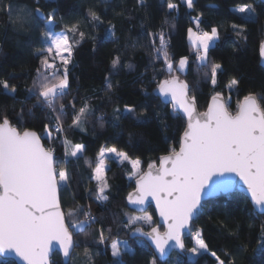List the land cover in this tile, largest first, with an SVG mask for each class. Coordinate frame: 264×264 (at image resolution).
Segmentation results:
<instances>
[{"label":"trees","instance_id":"trees-1","mask_svg":"<svg viewBox=\"0 0 264 264\" xmlns=\"http://www.w3.org/2000/svg\"><path fill=\"white\" fill-rule=\"evenodd\" d=\"M8 2L0 0V81L7 80L17 87V91L11 94L0 87V116L7 115L14 126L22 125L21 130L28 128L43 133V125L48 122L46 117L52 115L54 120L55 114L43 105L34 108L36 96H30L28 89L32 87L37 77L36 70L40 67L37 50L44 45L39 42V34L47 21L17 19L22 15L20 9L34 11L37 6L34 0H11L14 10L10 20L2 10ZM40 2L45 13L53 8L57 10L55 31L78 21L80 30L85 33L84 40L74 47L69 65L71 87L56 105L57 108L61 103L67 106V115L62 118L65 131L60 140L52 144L42 140L45 147H54L59 168H66L71 173L70 185L59 189L62 208L66 213L70 209H82L76 212L71 222L83 220V213L89 211L97 221L74 234L78 246L73 249L72 259L67 264H114L108 248L116 238L129 243H143V247H133L134 255H123L125 264H150L152 258L156 257L152 249L144 240L129 237L133 226L128 225V217L137 214L125 202L127 194L133 189L132 180L128 179L131 171L129 165L122 163L115 166L110 163L106 177L111 186L107 192L109 199L101 204L96 201V182L90 180L95 158L90 155L65 158L61 141L67 137L73 144L83 143L93 155H97L101 147L115 145L128 153L131 159L139 158L143 170L149 163H156L160 155L167 154L173 148L178 149L185 128L184 119L154 93L156 85L172 75L189 85L190 95L196 96V107L200 112L205 110L210 97L216 94L228 102L231 113L236 111L240 100L250 94L260 98L258 103L264 106V68L259 65L258 53L264 34V3L259 0H195V8L190 10L182 0ZM169 2L176 3L178 9L169 10ZM243 4H252L259 16L256 23L247 24L246 34L238 36L231 24L244 23L245 20L233 8ZM90 9L101 16L102 23L98 26L91 21ZM197 17L199 28L195 23ZM37 24L39 28L35 27ZM172 24H175V28L170 27ZM189 27L194 31L218 28L219 39L209 50V64L206 67L198 65L195 47L188 38ZM109 29L114 31V37H109ZM161 30L166 32L170 43L168 51L174 61L178 62L180 57L188 58L185 72L174 70L170 74L163 57L154 59L152 38L148 33ZM75 39H80L78 33ZM156 46H159L158 37ZM116 57L120 58L121 63L113 70L111 62ZM212 63L222 65L215 85L211 83ZM128 64L133 67L128 68ZM206 72L207 76L204 75ZM106 77L113 84L111 91L106 88ZM234 77L240 79V84L230 90L228 85ZM85 101L94 112L84 124L86 131L69 130L72 103L79 110ZM126 105L134 106L136 115L125 114L117 120L114 110L119 108L123 111ZM29 110L31 116L28 115ZM21 111L24 113L22 121ZM100 116L104 118L103 127L97 119ZM85 160L89 161L91 167ZM145 213L152 216L154 223L151 226L157 225L153 209L149 207ZM135 227H142L143 230L151 228L142 222ZM101 228L108 237L104 245L98 243ZM197 230L208 246L206 251L192 261L188 260L186 251L175 252L164 262L157 259L156 264H218L216 257L224 264H264V214L256 213L243 194L233 192L204 202L201 214L194 220V231ZM190 245L188 238L185 240L186 249ZM85 249L91 259L85 255ZM213 252L216 257L212 255ZM53 261L64 264L58 253L52 255L50 264ZM0 264L16 263L12 259H2Z\"/></svg>","mask_w":264,"mask_h":264},{"label":"snow or ice","instance_id":"snow-or-ice-1","mask_svg":"<svg viewBox=\"0 0 264 264\" xmlns=\"http://www.w3.org/2000/svg\"><path fill=\"white\" fill-rule=\"evenodd\" d=\"M34 2L37 5L34 11L20 9L22 15L17 17L22 21L30 18L47 21L39 34V42L44 45L37 50L40 67L37 68V77L28 91L30 96H36L34 108L43 105L55 117L54 120L52 115L46 117L48 122L43 125V133H38L28 128L21 130L22 125L14 126L7 115L0 116V253L14 250L26 264H49V253L56 245L66 260L72 259V250L78 246L74 234L84 231L86 226L90 227L97 221L89 211L83 213V220L71 222L76 212L82 209H70L66 213L58 195L61 186L70 185L71 173L66 168H59L54 147H45L42 143V140H47L49 144L60 140L65 131L62 118L67 115V106L61 103L57 108L56 105L58 99L67 95L71 87L69 65L72 63L74 47L84 40L85 33L80 30L78 21L65 26L59 32L55 31L57 10L53 8L45 13L40 0ZM50 2L52 0H44V4ZM182 3L190 10L195 8V0H182ZM167 8L176 10L178 5L169 2ZM2 10L12 20L14 6L11 0ZM233 11L243 15L245 20L244 23L231 24L238 36L246 34L247 24L256 23L259 16L252 4L240 5ZM89 16L94 26L102 23L101 16L96 11L90 9ZM195 23L199 28V17ZM35 27L39 28L40 25ZM170 27L175 28V24ZM187 32L196 50L198 65L208 66L209 50L213 42L219 39L218 28L197 32L189 27ZM77 33L79 40L75 39ZM108 35L114 37L115 33L109 29ZM148 36L152 38L154 59L163 57L165 68L170 74L174 70L185 72L188 58L180 57L178 62L174 61L168 51L170 43L164 30L158 33L149 32ZM157 37L159 46H156ZM260 56L264 60V41L260 43ZM120 63L119 57L113 59L112 69L116 70ZM127 67L132 68L133 65L128 64ZM221 72V64H211L213 85L217 83V76ZM204 75L207 76L208 73ZM105 80L106 88L111 91V80L108 77ZM239 84L240 79L234 77L228 87L231 90ZM0 87L11 94L17 91V87L10 85L7 80L0 81ZM190 91L189 85L174 75L170 79L161 80L154 90L161 98L170 100L174 113L182 112L187 118L179 150L173 148L166 155H162L159 158V167L149 163L148 171L141 174L138 171L141 164L139 158L131 159L128 153L115 145L101 147L96 165L92 169L93 175L90 177V180L96 181V201L102 204L108 201L107 192L111 187L105 177L107 154H114L119 161H128L131 164L137 179L134 192L127 196L128 203L142 206L151 197L163 219L165 231L161 233L158 227L151 226L154 222L149 215L130 216L128 225L133 226V236L139 234L154 245L161 260L171 247L181 251L185 249L182 234L189 230L190 222L201 212L206 196L228 192L237 186L229 174L239 177L256 210L264 211V106L258 103L260 98L253 94L245 96L233 115L229 111L228 102H221L219 94H216L212 96L206 111L197 112L196 96L190 95ZM71 107L73 113L68 129L85 132L84 124L94 114L93 110L88 108L87 101L79 110H76L74 102ZM125 114L136 115V108L126 105L123 111L119 108L114 110L117 120ZM28 115H32L31 110ZM97 119L103 127V116ZM20 120H24L23 111ZM61 142L65 148V158H79L86 151L85 144H73L67 137ZM85 163L89 161L85 160ZM89 166L91 167L90 163ZM140 210L144 211L143 208ZM141 221L147 222L151 230L145 232L142 227H135ZM108 231L111 232L110 229ZM107 238L101 228L98 243L104 245ZM193 240L194 246L187 249L189 253L195 255L201 250H207L208 246L199 230ZM169 241H174V245H169ZM137 243L143 247L142 241ZM110 249L114 264H125L122 259L125 253L134 255V249L127 241L114 240ZM85 255L91 259L87 249ZM212 255L216 257L215 252ZM216 258L219 264H224L219 257ZM156 260L157 257H153L150 264H156Z\"/></svg>","mask_w":264,"mask_h":264},{"label":"water","instance_id":"water-1","mask_svg":"<svg viewBox=\"0 0 264 264\" xmlns=\"http://www.w3.org/2000/svg\"><path fill=\"white\" fill-rule=\"evenodd\" d=\"M259 1L261 2V0H259ZM263 3H264V2H263ZM262 41H264V34H263ZM262 41H261V42H262ZM261 42H260V43H261ZM258 53H259V65H260L261 67L264 68V60H262V59H261V56H260V44H259V48H258ZM176 77H177V76H176ZM177 78H178V77H177ZM178 80H179V78H178ZM155 95H156V97H157L162 103H164V104H169V105L172 107V109H173V105H172V103L170 102V100H165V99L161 98L159 95H157V94H155ZM211 98H212V96L210 97V99H209V101H208V104H207V107L205 108L204 111L207 110L208 105H209V103L211 102ZM243 98H244V97H243ZM243 98L240 100V102L243 100ZM219 99H220L221 102H225V99H224L223 97L219 96ZM240 102H239V103H240ZM196 110H197V112H200V111L197 109V107H196ZM204 111H202V112H204ZM236 111H237V110H236ZM236 111H235L234 113H232V114L234 115V114L236 113ZM179 115L184 119V121H185V128H186V126H187V118H186L185 116H183V113H182V112H179ZM185 128H184V130H185ZM184 130H183V132H184ZM183 132H182V134H181V136H180V142H181V137H182V135H183ZM42 143H43V142H42ZM179 147H180V143H179ZM179 147H178L177 150H179ZM164 155H166V154H164ZM161 156H162V155H160V156L158 157L157 162L154 163V164L156 165V167H159V158H160ZM147 171H148V166L144 169V171H143L141 174H143L144 172H147ZM229 175H230V176L232 177V179L236 182L237 186H236L235 188H233L231 191H228V192H218V193H216L215 195L206 196V197L204 198L203 203L206 202V201H208V200H210V199H216V198H219V197L226 196V195H228V194H230V193H233V192H238V193L243 194V195L249 200L250 204L252 205V207H253V209H254V211H255L256 213H258V214H264V211L256 210L255 205L251 202L250 194L247 192L246 187L243 185V182L239 180V177L236 176L235 174H229ZM136 179H137V177L134 178V179L132 180L133 189H132L130 192H134V190H135V187H136ZM130 192H129V193H130ZM129 193H128V194H129ZM128 194H127V196H128ZM58 195H59V191H58ZM127 196H126V198H125V202H126V205H127V207H128L129 209L133 210V211L136 212V213H142V212H145L149 207H151V208L153 209V211H154V213H155V216H156V219H157V225H155V227H158V229H159V231H160L161 233H163V232L165 231V228L163 227V219H162V217H160L159 212H158V210L156 209L155 201L152 200L151 197H148V198L146 199L145 204L141 206V205H133V204H129V203H128V200H127ZM141 208H143L144 211H141V210H140ZM201 211H202V210H201ZM200 214H201V212H199V213L193 218V220L190 222L189 230H186V231L182 234V239H183L184 243H185V240H186L188 237L191 236V234H192V232H193V229H194V220H195L197 217H199ZM160 227H161L162 229H160ZM150 230H151V228L148 229V230H144V231H145V232H148V231H150ZM129 237H130V238H140V239L144 240V241L148 244V246L152 249V251H153L154 255L157 257V259H158L159 261H161V262L166 261L167 258H168L172 253H175V252H176V253H182V252H184V251L186 250V246H185V249H184L183 251L179 250L178 248L171 247V248L168 249V251H167L165 257L163 258V260H161V259L159 258V256H158V253L155 252L154 245H152L151 242H150L149 240H147V238L142 237V236H140L139 234H136L135 236H133V235H132V231L130 232ZM53 243L55 244V242H53ZM169 245H174V241H169ZM72 251H73V250H72ZM54 253H58V254H59V256L61 257L62 262H63L64 264H67V263L69 262V260H66V259L63 257L62 253L59 251V246L56 245L55 248L49 253V264H50V259H51L52 255H53ZM0 258H1V259H12L16 264H26V262L23 261V260H21V258L15 253L14 250H8V251H6L5 253H0Z\"/></svg>","mask_w":264,"mask_h":264},{"label":"rangeland","instance_id":"rangeland-1","mask_svg":"<svg viewBox=\"0 0 264 264\" xmlns=\"http://www.w3.org/2000/svg\"><path fill=\"white\" fill-rule=\"evenodd\" d=\"M236 7H238V6H236ZM236 7H234L233 9H235ZM241 15V14H240ZM47 23V22H46ZM61 31V30H60ZM57 32H59V31H57ZM216 41V40H215ZM214 41V42H215ZM213 42V43H214ZM194 46V45H193ZM225 102H227V101H225ZM237 110V109H236ZM71 149H69V151H70ZM83 155H90V156H92V157H94L95 158V165H96V162H97V156H98V154L97 155H93L92 154V152H91V150L89 149V147L88 146H86V151L83 153ZM65 157V156H64ZM105 163H106V170H105V177H107V174H108V172H109V170H110V168H111V164L110 163H113L115 166H118V165H121L122 163H127L128 165H129V167H130V169H131V171H130V173H129V175H128V179L129 180H133L134 178H136V176L133 174V170H132V166H131V164L128 162V161H123V162H121V161H119L116 157H115V155L114 154H107V158H106V160H105ZM95 167V166H94ZM138 171H140V173H142L144 170H143V168H142V166H141V164L139 165V168H138ZM131 177V178H130ZM96 182V181H95ZM144 215H148V214H146L145 212H142V213H137L136 215H132V216H144ZM129 218V217H128ZM143 224H145V225H147L148 223L147 222H143V221H141ZM197 231H194V229H193V232H192V234H191V236L190 237H188L189 239H190V241H191V245L188 247V249L189 248H191V247H193L194 246V240H193V236L195 235V233H196ZM187 238V239H188ZM114 240H116V241H126V240H120L119 238H116V239H114ZM113 240V241H114ZM113 241H111V243L113 242ZM111 243H110V245H111ZM128 244L133 248L134 246H136V245H139L137 242H133V243H129L128 242ZM110 245H109V252H110V254H111V249H110ZM186 251V252H185ZM184 252L186 253V256L188 257V260H190V261H192V260H194L195 258H196V256L198 255V254H200V253H203L205 250H201V252L200 253H198V254H195V255H193V254H191V253H189L188 251H187V249L185 250ZM2 259L0 258V261H1ZM219 264V263H218Z\"/></svg>","mask_w":264,"mask_h":264},{"label":"built area","instance_id":"built-area-1","mask_svg":"<svg viewBox=\"0 0 264 264\" xmlns=\"http://www.w3.org/2000/svg\"><path fill=\"white\" fill-rule=\"evenodd\" d=\"M197 32L200 31V30H196Z\"/></svg>","mask_w":264,"mask_h":264},{"label":"crops","instance_id":"crops-1","mask_svg":"<svg viewBox=\"0 0 264 264\" xmlns=\"http://www.w3.org/2000/svg\"><path fill=\"white\" fill-rule=\"evenodd\" d=\"M192 42V41H191ZM193 44V43H192Z\"/></svg>","mask_w":264,"mask_h":264}]
</instances>
